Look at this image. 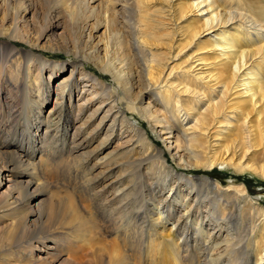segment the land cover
<instances>
[{"label":"bare ground","instance_id":"1","mask_svg":"<svg viewBox=\"0 0 264 264\" xmlns=\"http://www.w3.org/2000/svg\"><path fill=\"white\" fill-rule=\"evenodd\" d=\"M215 167L264 182V0H0V264H264Z\"/></svg>","mask_w":264,"mask_h":264},{"label":"rangeland","instance_id":"2","mask_svg":"<svg viewBox=\"0 0 264 264\" xmlns=\"http://www.w3.org/2000/svg\"><path fill=\"white\" fill-rule=\"evenodd\" d=\"M20 46H23L22 44H20ZM39 54H41L43 57H45L46 59H50V60H65L68 59L69 57L63 53H57V52H49V51H38ZM94 70V69H92ZM95 71V70H94ZM105 80H107V78L103 77ZM53 102L51 104L48 105V107H46L47 112L49 111V109L52 107ZM136 118L139 119L140 122H143L142 119H140L139 117L136 116ZM145 128L148 130L150 137L153 141V143H156V145L158 147L163 146L162 140L154 135V133H152V131L149 129L147 124H144ZM58 149H60L58 147ZM180 170V169H179ZM180 171H184L186 174L188 175H197V174H207L210 177L214 178L215 180L220 181L221 184L225 185L227 183H231V181L237 180L240 183H246L248 185L249 188V193L251 196L253 197H258L259 201L261 202L260 204H262L264 206V182H262L261 180H259L255 175H251V174H245V175H241L238 176L237 174L234 173V171L230 168H223V167H215L214 170L211 171H203L201 170H197V169H188V170H180ZM206 172V173H205ZM107 179V178H106ZM144 210H142L143 212ZM146 234L144 237H142V239L140 238L141 236H136L135 240H142L143 242L141 243V246L144 244L145 245V241L147 238ZM138 237V238H137ZM140 238V239H139ZM145 240V241H144ZM148 240V239H147ZM143 245V247H144ZM145 251V248L143 249V252ZM143 259H145V255L143 254ZM152 264H166L163 263L161 260H151ZM158 262V263H157Z\"/></svg>","mask_w":264,"mask_h":264}]
</instances>
